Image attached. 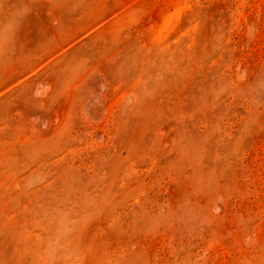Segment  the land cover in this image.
I'll list each match as a JSON object with an SVG mask.
<instances>
[{
    "label": "rangeland",
    "instance_id": "obj_1",
    "mask_svg": "<svg viewBox=\"0 0 264 264\" xmlns=\"http://www.w3.org/2000/svg\"><path fill=\"white\" fill-rule=\"evenodd\" d=\"M0 264H264V0H0Z\"/></svg>",
    "mask_w": 264,
    "mask_h": 264
}]
</instances>
